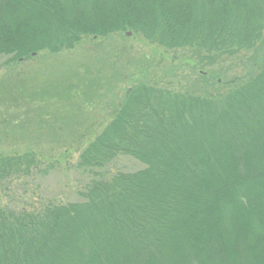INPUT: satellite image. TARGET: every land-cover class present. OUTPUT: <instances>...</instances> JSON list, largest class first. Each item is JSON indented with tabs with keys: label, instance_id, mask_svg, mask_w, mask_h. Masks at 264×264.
Returning <instances> with one entry per match:
<instances>
[{
	"label": "trees",
	"instance_id": "trees-1",
	"mask_svg": "<svg viewBox=\"0 0 264 264\" xmlns=\"http://www.w3.org/2000/svg\"><path fill=\"white\" fill-rule=\"evenodd\" d=\"M125 31L189 49L199 63L242 58L261 45L264 0H0V55L11 73L36 53ZM256 68L216 93L128 88L79 151L75 169L93 175L81 200L0 202V264H264V58ZM74 71L62 73L60 90L47 78L32 83L33 73L0 77V137L34 131L24 138L38 148L43 131L77 134L100 96L86 87L110 88ZM73 101L84 111L75 119L61 104ZM121 155L143 167L108 174ZM43 166L32 147L0 153V196Z\"/></svg>",
	"mask_w": 264,
	"mask_h": 264
},
{
	"label": "rangeland",
	"instance_id": "rangeland-1",
	"mask_svg": "<svg viewBox=\"0 0 264 264\" xmlns=\"http://www.w3.org/2000/svg\"><path fill=\"white\" fill-rule=\"evenodd\" d=\"M260 43L261 45L257 46L255 51L242 58L240 56L223 58L215 64H207L205 61L199 63L198 57L189 49L165 50L147 42L137 33L125 31L110 34L106 38L83 36L71 50H62L55 54L39 52L18 63L17 67L14 65L12 73L18 71L22 74L33 73L36 77H33L32 83L39 82L41 77V79L47 78L45 85L48 89L57 86L60 90V84L67 83L62 73L65 71L74 73L75 69L78 75L85 76V81L89 80L92 83L97 81L96 84H98L100 79V83L102 85L107 83L105 87L108 86L110 89L109 91L104 88L98 90L94 84L91 88L86 87L87 96L90 97V94H93L91 98L100 96L88 104L90 108H85L86 112L83 116L81 112L84 111H81L79 104L75 101L61 102V104L71 105V118L75 119L81 114L80 119L84 123L77 134L62 127L54 134L43 131L39 134L42 137L38 139L41 142L38 148L28 143V138H24L29 136L35 140L37 135L34 131L30 134L23 132L20 135L12 132L5 137H0L1 154L20 153L32 147L41 154L44 164L41 171L29 178L8 183L5 192L0 196L1 204L14 208H35L48 201L81 200L80 193L93 175L75 169L79 151L87 143L86 140L93 138L95 133L107 123L111 111L128 88L137 83L150 82L166 85L175 91L183 90L190 85L203 93L226 90L233 82L247 78L257 70L258 63L264 58V34ZM7 58L0 55V77L6 73L8 76H13L11 72H8L9 69L3 66ZM202 76L205 78H201ZM105 78L107 80L104 81ZM204 81L207 83H202ZM10 82L14 84L15 81L12 79ZM82 137L86 139H83V143L76 152L74 151L75 141L79 138L81 140ZM59 140L66 145L63 147L64 144H61ZM45 165H51V167ZM142 167L143 165L135 159L121 155L105 170L111 174L116 171L131 172Z\"/></svg>",
	"mask_w": 264,
	"mask_h": 264
}]
</instances>
